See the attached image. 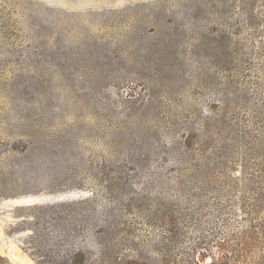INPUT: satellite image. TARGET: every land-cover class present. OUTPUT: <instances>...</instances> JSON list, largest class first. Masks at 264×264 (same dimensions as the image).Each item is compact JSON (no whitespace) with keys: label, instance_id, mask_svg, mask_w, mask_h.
Here are the masks:
<instances>
[{"label":"rangeland","instance_id":"1","mask_svg":"<svg viewBox=\"0 0 264 264\" xmlns=\"http://www.w3.org/2000/svg\"><path fill=\"white\" fill-rule=\"evenodd\" d=\"M263 34L264 0H0V264H264L258 183L215 166L264 78L211 62Z\"/></svg>","mask_w":264,"mask_h":264},{"label":"trees","instance_id":"2","mask_svg":"<svg viewBox=\"0 0 264 264\" xmlns=\"http://www.w3.org/2000/svg\"><path fill=\"white\" fill-rule=\"evenodd\" d=\"M254 24H259V21H254ZM261 32V31H260ZM261 36V35H260ZM262 39L257 40L258 48L260 50L264 49V34L261 36ZM259 60V61H258ZM256 61V71H253L251 74L248 73L249 65L251 62ZM218 69L224 72L225 81L227 85H232L236 87L238 85L245 83H250L254 86V88L262 89L263 86V78H264V55H257L253 57L252 55H225L222 58L212 59L211 61ZM244 76H247L244 78ZM241 89V93H242ZM257 95V94H256ZM242 98L246 96L244 94L241 95ZM238 99L234 101L233 104L228 105L231 109L230 113L234 114V116L238 117L237 110L243 108L244 100ZM256 101H254L253 107L251 109V118L247 119L246 115H244V119L249 123L248 125L241 126H231L226 131L229 133L227 138V152L237 154L236 159H232L230 155L227 154L226 160L230 161V163H235L238 160L241 162V170L236 171L238 175H231V171H228L227 168L230 166L227 165L226 161H217L215 164L217 171L222 176V181L225 185L233 184L237 186L243 182L249 183V181L256 180L255 183H258V191H254V194L261 195L263 198L261 200L264 202V187L262 184H259L258 180L262 181L264 184V164L260 162H264V99L261 96L255 97ZM226 109V108H225ZM230 115V114H229ZM244 120V121H245ZM246 123V124H247ZM215 156L217 154L215 153ZM259 157L260 162H258L256 157ZM230 159H227V158ZM220 164V166L218 165ZM223 170V171H222ZM226 170V171H224ZM218 176L217 173H212L209 175L210 181L216 179ZM83 202V200H82ZM259 205V207H257ZM260 209H263V206L260 204H255L252 212L258 213ZM168 225V223H167ZM260 226L264 227V222L260 223ZM170 230L166 229L164 232ZM164 237V236H163ZM169 239L168 236L165 237ZM206 248V247H205Z\"/></svg>","mask_w":264,"mask_h":264}]
</instances>
